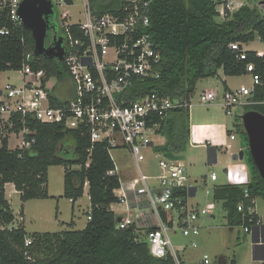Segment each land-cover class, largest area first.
<instances>
[{"label": "trees", "instance_id": "16d2710c", "mask_svg": "<svg viewBox=\"0 0 264 264\" xmlns=\"http://www.w3.org/2000/svg\"><path fill=\"white\" fill-rule=\"evenodd\" d=\"M68 1L73 3V0ZM90 1L94 11L100 14L118 13L125 2ZM261 1L248 0L233 11L227 10L226 17L221 18L218 5L222 0H152L148 31L162 54V74L158 79L136 81L130 100L153 89L190 99L201 78L217 76L220 69L229 76L247 74V65L253 62L263 83L253 90L251 100L254 102L243 108L264 113V50H246L247 58L241 59L239 51L230 46L234 41L250 43L260 39L264 43V4ZM55 19L57 30L65 35L67 27L60 22L57 9ZM3 27L9 28L10 33H0V71L20 70L26 54L31 52L33 68L44 70L47 78L70 77L66 61L35 55L32 32L23 25H15L8 8L0 6V29ZM69 27L75 36L83 35L78 26ZM224 86L230 89L226 83ZM241 117L236 114L235 124L243 138L249 182L212 186L213 200L224 208L232 228L256 225L260 216L248 209L256 206L258 197L264 199V179L249 149ZM13 121L10 132L28 127L30 132L24 133V140L31 143L29 147L11 148L10 136L0 135V264H177L172 253L165 257L151 253L145 236L157 226L143 229L133 223L129 227H118L119 216L111 204L121 201L115 193L121 188V177L109 173L116 164L106 141L93 142L85 128L70 129L27 115L16 114ZM158 122L157 133L165 135L167 140L156 145L155 150L183 155L190 145V109L178 107ZM52 165L66 166L65 196L73 202L84 196L88 185L92 218L83 229L29 233L24 222L16 224L6 184L14 183L24 201L49 197L47 185ZM196 188L181 187L175 193L181 194L186 203ZM239 205L243 206L242 210ZM161 215L167 220L164 210ZM27 238H32V243L27 244ZM225 264H236V259Z\"/></svg>", "mask_w": 264, "mask_h": 264}, {"label": "built area", "instance_id": "2783aa9c", "mask_svg": "<svg viewBox=\"0 0 264 264\" xmlns=\"http://www.w3.org/2000/svg\"><path fill=\"white\" fill-rule=\"evenodd\" d=\"M21 1L0 0V6L8 8L15 25H23L19 15ZM151 2L152 0H125L118 13L100 14L94 11L90 0H83L84 20L66 21L62 24L67 27V33L63 35L66 47L63 61H66L70 72V77L63 81L70 80L73 84L72 97L63 99L55 92L56 86L49 85L51 78L46 77L45 71L33 68V54L28 52L20 69L23 73L22 83L8 81L0 88V120L13 126L14 115L22 114L70 129L85 128L93 142L106 141L110 153L113 148L129 149L139 165L144 157V148L161 144L157 143L158 136L163 135L157 133L160 126L158 119L167 117L178 107L191 109L193 104L192 97H172L154 89L130 100L131 88H134L136 81L158 79L162 74V54L148 31L151 25ZM234 2L222 0L218 5L221 18L226 17L227 10H235ZM72 24L79 27L82 36L77 37L72 33L69 27ZM0 33L7 35L10 29L3 27ZM230 46L239 51L241 59L247 58L244 43L234 41ZM247 72L252 76V86L244 84L223 93L228 113H233L235 106L253 103V90L256 85L263 83L262 75L256 71L253 62L247 65ZM218 97L217 90H205L199 101L210 104ZM24 131L30 132L28 127ZM231 137L235 138L236 135L232 134ZM30 143L23 139L21 147H29ZM155 154L159 158L160 173L149 175L139 170V175L135 177L124 180L121 178L119 189L123 191V195L118 196L121 201H127L128 192H133L137 204L145 196L144 199L160 214L164 210L177 215L178 221L173 217L171 220L163 219L146 237L155 257H165L172 253L175 262L183 264L179 249L186 247L178 248L173 244L169 229L178 226L186 236L199 234L201 226L198 220L201 216L212 213L216 204L209 202L206 206L190 209L188 202L184 203L183 196L175 193L177 188L192 186L185 165L181 159H171L163 152L155 150ZM109 173L119 174L117 166ZM227 175L234 184L249 182L248 175L238 168H228ZM218 178V173L213 172L211 179L216 181ZM151 179L158 180L159 186L151 184ZM239 209L242 210L243 206L239 205ZM248 210L253 212L254 207H249ZM91 218L89 212L88 219ZM118 221V227L125 228L133 224L135 219L124 216ZM261 224L260 218L256 225L244 228L246 232H250ZM30 243L32 238H27V244ZM263 243L262 237L256 242ZM192 245L197 246L196 241ZM205 263H210L208 255Z\"/></svg>", "mask_w": 264, "mask_h": 264}, {"label": "rangeland", "instance_id": "374dc122", "mask_svg": "<svg viewBox=\"0 0 264 264\" xmlns=\"http://www.w3.org/2000/svg\"><path fill=\"white\" fill-rule=\"evenodd\" d=\"M53 1L57 9V14L59 15V20L62 24L66 21L79 22L84 20L83 0H73L72 4L69 3L68 0ZM234 1V8L237 9L248 0ZM50 36L49 41L52 37ZM245 49H256V51H260L261 49H264V43L260 39H257L253 42L245 43ZM221 74L223 76V72H221ZM22 77L23 73L21 70L12 69L0 71V88H2L8 81L21 84ZM230 82L233 87H238L242 83L248 86H252L253 84L250 73L231 76ZM223 84L224 83L221 77L218 75L204 77L198 81L195 94L192 97L193 104L190 109L192 122L193 115H195V113H198L199 111H202L201 113H204V111L207 112V108L199 104V99L203 90L209 87L220 89V98H222L225 91ZM49 85L56 86L55 92L58 93L61 98L68 99L72 97L73 84L70 80L63 81L53 77L50 79ZM219 100L220 99H218V101ZM238 109L239 106L233 107V111H237ZM222 111L227 118L230 119V115L226 114L224 109H222ZM11 127L12 126L8 122L4 123L1 119L0 135L10 136L9 145L11 148L21 146L25 131L10 132ZM200 152L201 149L193 148V146L191 147L190 145L183 153L186 171L188 174L192 173L190 180H194L195 176L198 179L201 178L203 174L202 172H204L202 164H193L194 161H196L195 159H199L201 157ZM151 153L152 150L150 148H144V159L140 161L139 164L148 174H156L159 169V159ZM111 155L116 163L118 171L122 175L123 180L131 178L130 176L139 175L138 163L129 149L113 148L111 149ZM75 167H77V165H73V168ZM65 169V165H52L49 167V179L47 185L50 194L49 197L33 198L24 201L21 197L20 191L17 189L14 190L15 188L12 186L13 183L10 182L6 189L7 198L12 204V208L16 215V224H18V222H24L26 230L29 233L64 231L71 228L83 229L86 227L88 222V205L90 204V201L88 196L77 202H72L65 196ZM217 169L221 170L220 168ZM156 182V179L150 180V183ZM212 183L213 180L210 179L209 184L205 185L200 183L198 185L196 194L189 197L188 204L190 209L197 203L199 206L203 207L209 202H215L213 200ZM256 202L261 212L264 214V199L262 197H258ZM215 204L216 207L212 213L201 216L198 220V223L201 226L199 234L186 236L183 234L182 229L178 226L174 229H169V234L173 244L178 248H180V246L186 247L185 249H179V255L182 263L207 264L205 263V258L208 255L210 259V263L208 264H224L226 261H231L232 259H236V264H262L259 259H254L253 231L246 232L243 226H235L232 228L228 224L224 208L216 202ZM113 206L115 209L123 211L126 203L124 201L114 202ZM176 221H178L177 215ZM145 239L147 240L146 236ZM193 241H196L197 246L192 245Z\"/></svg>", "mask_w": 264, "mask_h": 264}, {"label": "crops", "instance_id": "0c3cea01", "mask_svg": "<svg viewBox=\"0 0 264 264\" xmlns=\"http://www.w3.org/2000/svg\"><path fill=\"white\" fill-rule=\"evenodd\" d=\"M244 47H245V43H244ZM252 50H256V49H252ZM263 50L264 49H261L260 51H263ZM220 71L223 72V69L219 70L218 76L221 77L224 84L226 83L229 86L230 89L228 90H235L239 88L241 85H244L242 83L238 87H233L230 82L231 76L225 75L224 72L222 76ZM205 90H217L219 92L218 99L220 100L218 101L217 99L216 101L218 102L215 101V103L212 102L210 104H203L199 101V104H201V106L207 108L206 109L207 112L204 111V113H201L202 111H199L198 113H195V115H193V122H192V116L190 115L191 116L190 145L191 147L193 146V148L201 149V152H200L201 157L199 159H195L196 161H194L193 164L194 165L202 164V168L204 169V172H202L203 174L201 178L198 179L195 176L194 180L192 179L190 180V183L192 184V186H196L197 188L190 193L189 197L196 194L198 185L200 183L205 184V185L209 184V181L211 179V175L213 172H217L219 178L218 180L213 181L212 186L216 184H220V183H232L227 175L228 168L230 167L240 169L241 171L246 173V175H248V177L250 178L249 168L245 161V158L244 159L237 158L240 151L244 148H243L242 134L236 131L235 116L236 114H240L242 116V114L246 112L244 111V108H243L244 106L241 105L239 106V109L237 111H233V113H228L227 108L225 107L223 98H220L221 90L215 89L213 87H209L207 89H204L203 91ZM224 90H226L225 86H224ZM222 109H224V112L226 114L230 115V119L227 118V116L223 113ZM232 134H235L236 137L232 138L231 137ZM165 141H166L165 136L163 135L158 136L157 143L163 144ZM148 148L152 150L151 154L157 157L155 154V147L153 146V147H148ZM207 152H208V159H207ZM181 161L186 167L184 160L181 159ZM138 167H139L138 170H142V172L148 174L142 169L140 164L138 165ZM217 168H220L222 170V173H221V170ZM160 171L161 169H160V162H159V169L156 172V174L160 173ZM156 174H149V175H156ZM119 175L122 178V175L120 174V172H119ZM188 175H189V178L192 177V173H189ZM130 177L131 178L135 177V175L130 176ZM9 184L10 182L6 184V189ZM151 184L159 186L158 180L156 183H151ZM12 186L13 188H15L14 183L12 184ZM14 190H16V188ZM115 193L117 195H121V194L123 195V191L121 189H117ZM128 193H129V200L127 199V201H124L126 203V206L124 207L123 211H119L115 209L113 206V203L111 204V208L117 213L119 217H121V219L124 216H132L135 219L134 223L138 227H141L143 229L146 228L147 226H157L159 225L161 221H163V218L160 212L159 211L157 212L154 206L144 199L145 196H142L143 197L142 202L137 204L134 193L133 192H128ZM86 196H88V199L90 201L89 202L90 204L88 205L89 206L88 213H89L91 210V200H90V195L88 193V185H86V192L84 196L79 198L77 201L82 200V198ZM189 197H188L187 202L189 201ZM70 200L73 202L72 199ZM197 204L196 205L194 204L193 207H201L199 206V204L197 206ZM254 211L257 212V214L260 216L262 220L261 226L256 227L255 230L253 231L254 259H259L261 263L264 264V243L256 244V242L259 240L260 237L264 239V214L261 212L260 208L258 207L257 202H256V206L254 207ZM166 214H167L168 219L171 220V217H173L174 220H176V214L174 212L167 211Z\"/></svg>", "mask_w": 264, "mask_h": 264}, {"label": "water", "instance_id": "95a60500", "mask_svg": "<svg viewBox=\"0 0 264 264\" xmlns=\"http://www.w3.org/2000/svg\"><path fill=\"white\" fill-rule=\"evenodd\" d=\"M264 4V0L261 1ZM56 14L53 0H22L19 15L24 27L32 32L35 39V55H43L63 61L66 56L65 37L57 34V26L53 22ZM54 30L55 35L48 43L49 31ZM243 125L248 137L249 149L254 162L264 179V113L258 110H248L242 114ZM165 155L171 159H183V155L167 152ZM237 158H245L242 149ZM118 220H121L119 217Z\"/></svg>", "mask_w": 264, "mask_h": 264}, {"label": "flooded vegetation", "instance_id": "af4514ba", "mask_svg": "<svg viewBox=\"0 0 264 264\" xmlns=\"http://www.w3.org/2000/svg\"><path fill=\"white\" fill-rule=\"evenodd\" d=\"M55 20H56V19H55V16H54V17H53V22H54L55 24H57V23L55 22ZM50 34H51V36H52V38H53V35H55L54 30L51 29V30L49 31V36H50ZM57 34H58V35H61V34L59 33L58 30H57ZM51 36H50V37H51ZM48 38H49V37H48ZM48 43H50V42H48Z\"/></svg>", "mask_w": 264, "mask_h": 264}]
</instances>
